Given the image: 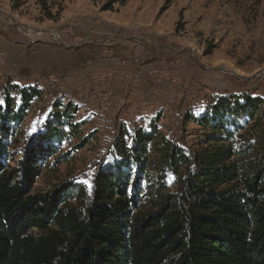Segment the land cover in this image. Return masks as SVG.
<instances>
[{
    "label": "trees",
    "instance_id": "obj_1",
    "mask_svg": "<svg viewBox=\"0 0 264 264\" xmlns=\"http://www.w3.org/2000/svg\"><path fill=\"white\" fill-rule=\"evenodd\" d=\"M128 0H101L112 11ZM96 3V0H91ZM35 84L0 90V264H264V106L224 98L190 116L204 143L187 151L159 118L120 136L90 186L32 192L35 178L79 124L70 103L20 147L15 133ZM59 106V105H57ZM245 133H242V132ZM56 164L62 157H55Z\"/></svg>",
    "mask_w": 264,
    "mask_h": 264
},
{
    "label": "rangeland",
    "instance_id": "obj_2",
    "mask_svg": "<svg viewBox=\"0 0 264 264\" xmlns=\"http://www.w3.org/2000/svg\"><path fill=\"white\" fill-rule=\"evenodd\" d=\"M96 1L0 0V90L8 82L42 90L15 133L10 166L66 104L79 124L71 137L64 127L32 192L89 187L116 139L156 117L190 151L205 140L188 117L224 98L259 97L264 106V0H128L112 11Z\"/></svg>",
    "mask_w": 264,
    "mask_h": 264
},
{
    "label": "crops",
    "instance_id": "obj_3",
    "mask_svg": "<svg viewBox=\"0 0 264 264\" xmlns=\"http://www.w3.org/2000/svg\"><path fill=\"white\" fill-rule=\"evenodd\" d=\"M32 84H35V83H32ZM26 85H30V83H27ZM22 86H24V85H22Z\"/></svg>",
    "mask_w": 264,
    "mask_h": 264
}]
</instances>
